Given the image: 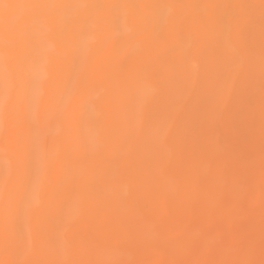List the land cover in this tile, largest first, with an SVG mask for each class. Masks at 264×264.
I'll return each mask as SVG.
<instances>
[{
    "label": "snow or ice",
    "instance_id": "obj_1",
    "mask_svg": "<svg viewBox=\"0 0 264 264\" xmlns=\"http://www.w3.org/2000/svg\"><path fill=\"white\" fill-rule=\"evenodd\" d=\"M163 9L174 14L161 16ZM257 19L261 42L260 171L264 179V0H0V152L6 162L0 173V264H264V227L258 247L254 238L243 246H234L207 232L195 237L181 233L145 238L143 229H139L142 247L171 257L154 261L126 258L118 242L95 254L86 250L79 240L83 229L109 231L120 220L109 215L93 216L94 180L84 171L64 164L53 180L51 173L58 156L50 147L48 135L53 121H67V108L78 95V86L86 85L79 72L70 76L67 71V53L74 37L85 31L93 33L83 44L82 54L77 48L73 55V63L83 69L113 43L126 57L133 55L141 43L157 39L161 29L165 35L169 29L177 30L178 39L179 33L190 26L211 30L220 53L218 73L202 106L203 116L220 119L226 113L235 114L251 126L256 116L253 50H234L232 55L224 50L231 47L233 37H238L242 29L254 33ZM130 22L136 23L135 30L127 28ZM177 47L178 43L163 53L164 62L173 66L165 77L172 82L170 88L161 89V74H151L139 82L134 79L123 100V116L132 122L138 136L157 149H169L173 155L188 136L187 117L196 83L193 80L186 86L183 67L198 50L193 47L178 52ZM160 101V110L151 111ZM83 107L85 116L91 114L92 98ZM96 127L102 130V118ZM97 140L103 142L100 137ZM217 159L216 151L208 152L209 164ZM157 163L173 177L177 194L198 186L190 170H175L171 161ZM253 164L250 161L249 167ZM238 184V176L232 175L212 193L185 200L184 211L206 214L212 211L210 199L230 198ZM117 202L114 193L112 204ZM179 204L178 198L169 199V211ZM45 221L53 225L51 231L44 228ZM178 251L216 252L223 258H175Z\"/></svg>",
    "mask_w": 264,
    "mask_h": 264
},
{
    "label": "bare ground",
    "instance_id": "obj_2",
    "mask_svg": "<svg viewBox=\"0 0 264 264\" xmlns=\"http://www.w3.org/2000/svg\"><path fill=\"white\" fill-rule=\"evenodd\" d=\"M160 2H163V0H160ZM214 2H220V3H229V2H231V3H246V2H249V0H214ZM173 14H174L173 11L170 10V9L161 10V16H170V15H173ZM127 28L135 30L136 29V23L135 22H130L127 25ZM122 31H123V29H122ZM245 34H249L250 35V37L252 39V42H251L252 46H254V44L257 43V41H258L257 47H259V48H258V50H257V47H256V49H254V50H256V52L258 54L257 53L255 54L253 52V54H254L253 73H256V75H254V74L253 75H254L255 83L258 81L256 83V87L257 86L259 87L258 83H259V78H260V74H259L260 70H259V67L257 68V65H256V64L259 65L258 62L260 61V51H261L259 19H257V23H256V27H255L254 33H250L246 28L242 29L241 33L239 34L238 37H233V41H232L231 47L226 48L224 51H225L226 54L232 55L234 50H241L240 47H241V45H243V48L244 49L246 48L247 52H248L249 51V49H248L249 47H246V45H247L246 42L243 41V39L241 38V36L242 35L244 36ZM92 35H93L92 32L85 31V32L81 33L80 35L74 37L73 40H72V47L69 49V51L67 53V71H68L69 75L72 76L75 73L79 72L81 74V76L86 79V85L83 86V87L78 86V95L73 98V101L68 105V108H67V121L66 122L65 121H53L51 123V125H50L49 130H48V135L50 137V147L52 148L53 151H55L57 153V156H58V164H57L56 168L52 171L51 175H52L53 180H56L59 177L60 169H61V167L64 164H70L73 167L74 170H82V171H84L90 178H92L94 180L93 191L95 193V200L92 203V207H91V211H92L93 216H95L96 214H100V215H109V216L118 217L119 220H120V223L115 224L112 227L111 230L104 231V232H90L87 228H85V229L82 230V232L80 234V237H79V240L83 243L85 249L88 250V251H91V252H93V249L99 248L97 246H96L97 247L96 248L95 244L98 245V246H101L100 248L104 249V248H108L109 245H112L113 243L118 242L120 244L121 248L123 249V251H127L128 252L129 250H131V254H133V255H130V256H134L137 253V255L140 256V258H145V260L146 259L147 260H150V259L153 260V258L155 257L154 255L157 256L158 254H156V253L154 254V252H152L151 250H147L146 248L142 247L141 242L139 241L140 239L138 238V235H137V232H138L139 229H143V236L145 238H154L153 236H155V237H158V236L159 237H163L164 235H167L170 232L171 229L173 231V234H176V233L179 234L182 231H183V234H184V232L187 229H188V231L192 230L190 233H192L193 230H194L195 233H197L199 231V227L202 226V229H200L201 232H207L209 235L214 237L215 232L213 231L212 226L214 227L216 224H212L211 227L208 226V227L211 228V230L208 229L207 225H205V227L203 226V223L204 224H210V225H211V223H214L215 220L213 219V217L211 215L212 211H210V212H208L206 214H198L199 215V217L197 216L198 219L199 218H204L205 221L202 223V225H200V223L199 224H197V223L200 222L199 220H201V219H199V220L196 219L197 221L193 220L194 223H191L192 226H190V227H192V229H190V227L188 225L190 223L189 222L190 220L188 221L189 218L185 217V215L187 213H189V212L185 213L184 208H183V202L185 200H187V199H190L191 197L193 198V197H195L197 195H200L201 194V189H204L202 183H200V185L198 183V185H199L198 188H197V186H195L198 189V191L196 190V192L194 190L195 189L194 187L190 189L191 192L189 191V189L187 191L185 190L186 196H184L185 195L184 192H182L180 194H177L175 192V184H174V186L172 188H170V191H169V188L166 187L167 188L166 189L165 186H164L163 190L158 189V190L154 191L153 190V186L154 187L161 186V184H163L164 182H165L164 185H166L168 182H170L172 180V177H166V179H164L163 178V177H165L164 175L162 176V179H161V175L159 176L158 174H160V172L162 174V171L164 172L163 174H165V171L161 169V167L158 165L157 161H162V162H165V163L171 161L173 164H175L172 161V160H174V156L172 155V153H170L169 149H167V148L156 149L155 146L153 145L154 146L153 148H155V151H156V152L155 151L153 152V154H154L153 157H155V156L156 157H155L154 162L152 164L153 159H152V157L149 156V154L152 155L151 151H153V150H152V146H150L152 144L149 143L150 145L148 146V149H149L148 150L147 149V144H148L149 141L140 138L138 136V134L136 133V130H135L134 125L132 124V122L131 121H127L124 118V116H123V100L125 98V95L129 91L134 79L137 82H139L142 79L147 78V76H149L151 74L160 73L161 74V79L158 81L159 87L161 89H165L166 90V89H168V88H170L172 86V82L169 79H166L165 77L173 70V66L170 63H165L164 62L166 60V58L163 57V53L166 52L169 48H172L173 46H177V43H178V47H177V51L178 52L182 51V50L189 49V48H193L194 46L198 49L195 52V54L191 57V58L196 57V59H197V63L198 64L196 66V69L193 70V71L191 69H187V68L190 67V65H188V63L186 65V67H185V65L183 67V71H184V73L186 75V81H185L186 86H191L192 85V81L195 80L197 82L195 83L194 89H196L195 87L199 84V82H198L199 79L202 77V75H204L203 74V70H205V68H211V69H208V70H209V72H211L209 74H212V75H210V77H208V79H204V80H206V82L204 80L203 81L205 83H207L208 85H211V81L215 80L216 74L218 73V70H219V69H217V68H219L218 67L219 65H217V64H219V56H220L219 50L217 49V47L213 43L211 30L205 32V31H202L198 26L185 27L183 29V31L179 33V36H178V39H177V30L169 29L168 32H167V35H165L164 31L161 29L160 36L157 39H155L153 41H150L147 44L141 43L140 47L136 50V52L133 55L126 56V57L125 56H121L119 54V52H118V44L113 43L111 46H109V48L97 53L95 58L93 59V61L90 64H88L86 67L81 69L79 64H74L73 63V55L75 54V49H77V48H79L81 50V54H82V52H83V47H82L83 44L85 42L90 41ZM140 39L143 41V37H140ZM254 40H255V42H254ZM249 41H251V40H249ZM242 43H244V44H242ZM205 47H206V49H205ZM202 48H203V50L201 52ZM252 48H255V47H252ZM252 48H250V49H252ZM205 50H207V52H206L207 54L209 53L208 55H210V58H208V56L207 57L204 56V51ZM215 51H216V53H214ZM211 55H213V56H211ZM158 57H160V59H158ZM211 57H213V58H211ZM191 61L189 62L190 64L192 63ZM255 62H256V64H255ZM192 64H194V62ZM102 68L106 69V71H102L101 70ZM255 68H256L257 71L258 70L259 71L257 72L255 70ZM205 75H206V73H205ZM211 77H213V79ZM207 80H208L209 83L207 82ZM73 82H75V81H73ZM203 86H204V83H203ZM257 88H256V90H257ZM204 90H205L204 91L205 93L203 91H202L203 93L200 91L202 94L199 93L200 96H199V98L197 100H200L203 97L204 98L207 97L208 91H209V87L205 88ZM257 91H258V93H256V96L258 94L257 97H259V88H258ZM256 96H255V103H257L256 105H258V102H257L258 100L256 101V98H257ZM89 98H92L94 111L91 114H89L88 116H85L83 105H84V102L86 100H88ZM193 104H195V103H193ZM258 106H257V108H258ZM60 107L62 108L63 105H61ZM161 107H162V101L157 102L156 104H154L152 106L151 111L157 112V111L160 110ZM194 109H192V110L194 111ZM194 114H196V112L193 113V115ZM256 114L259 115V112H257ZM193 115H192L193 119H191L192 121L195 120ZM230 115L232 116L233 114H230ZM257 115L255 116V120L258 117ZM224 116H226V114ZM227 116H228V114H227ZM201 117H203V114L200 112V116L198 117V120ZM234 117H235V115H234ZM259 117H258V120L254 121V123L251 125L252 127L248 125L251 129H249L248 126L245 127L246 125H243L242 123H241L242 126L245 127V128H243L244 131L243 130L241 131V130L237 129L238 133L240 131H241V133L243 132L242 133V137H243V134H245L244 132H246V128H247V131L249 132V134L251 136V139H249L250 136L248 134V136H247L248 139L247 140H250L251 143H252V141L255 138V137L252 138V134H255V133L257 134V132H256L257 129L254 132H252V131L255 129V126L256 127L258 126L257 124H260ZM101 118L103 119V128H102V130H100V129H98L96 127L97 121L100 120ZM204 118H202V120L200 119L199 121L195 120L197 122V126H198V124L200 122L204 125V123H205L204 121H206V122L208 121V119H206V118L204 119ZM222 118L227 119V122H228V118H226V117H222ZM239 120L240 119H238V122H239ZM219 123H218V125L220 126L221 130H223L225 132V129H226V131H228V128L230 126L228 127L227 124L225 125L226 120L224 121V123H223V121L222 122L219 121ZM221 123H223L224 125L221 124ZM232 123H233V121H232ZM203 125L200 126L202 130H200V128H198V130L200 131V132L198 131L199 134L205 132V131H203V128L205 127V125L204 126ZM206 126L209 127V129L206 127V130H207L206 133L207 132L209 133V136H208V133L206 134V138H205L206 142L204 141V138L199 140V137L200 136H204L205 133L202 134V135L194 133L195 135H198L197 136L198 138L195 136L196 139L198 140L197 141V145L201 142L200 143V147L202 146L204 148L196 147V148H198L197 150H200L201 152L198 151L199 152L198 153V152L195 151L196 155H195V153H193L194 156H195V159H193V160L191 159L193 161V164L189 160L190 158L188 157V156H190V154L188 155V153H187L189 147L188 148L185 147L187 149H184V150H187L186 151L187 156L183 154L184 150L181 151V156L180 157H181V159L183 157L182 160L179 157H177V156H179V154H178V151H180L179 149H178V151H176L177 153L175 154V157H176L175 160L179 159L181 161V162H179L180 164L178 163V166L181 165L180 167H182L181 168L182 171L179 168V170L181 172H184V171L188 170V168L186 169V167H189L190 165L191 166L194 165V169L195 170L197 169V170L195 171L193 169V171L196 174L195 173H192V174H193V176L196 179H198L199 175H201V173L203 172L202 167H203L204 164H202V162L205 161L206 154L208 155L209 150H211V151L214 150L213 149L214 147H218L219 148L220 144L223 145V147H225L224 144H222V142L226 143V141L225 142L224 141L221 142V141H218L219 139L216 140V138L221 135V134H219L218 128H217V134H219V135H217L214 138V140H215L214 141L213 137L210 135L211 131H213V130H211L213 126H211L210 124H207ZM187 127H188V133L193 131V129H194V127L191 126V128H193V129H191L189 131L188 124H187ZM250 130H252V131H250ZM229 131H230V133L233 131L231 129V127H230ZM234 131H233V133L236 132V131L235 132ZM198 132L196 131V133H198ZM251 132H252V134H251ZM194 134H193V136H194ZM240 135L238 136L239 139H236V141H239L240 139H241V141H244V140H242V137H240ZM188 136H187L186 140L187 139L189 140ZM255 136H257V135H255ZM97 137H100L103 142L102 143L98 142ZM195 137L194 138L191 137V138L195 139ZM221 137H223V136H221ZM207 138H208L209 141H207ZM245 138L246 137H244V139ZM210 139H212V140H210ZM186 140H185L183 145L190 146L189 144H187ZM210 141L213 144H211ZM213 141L215 143H217V145L220 142L221 143L217 146ZM216 141H218V142H216ZM255 141H257V140H255ZM255 141H253V142H255ZM0 142H2V141H0ZM193 143H191V144H193ZM209 143L211 144V146L209 145ZM233 143H235V142H233ZM236 143L238 144V142H236ZM251 143H250V145H247V146L250 147ZM203 144H205L206 146L203 145ZM237 144H235V145H233L231 147L229 146L228 152L226 150L227 148L225 149L226 152L230 155V156L228 155L229 157L226 154H224V153H223V156L225 155L224 158L218 155L219 156L218 159L222 158V160L225 159L226 156H227L228 159L230 158L229 159L230 161L228 160L229 164L230 165L233 164L231 166L232 170H231L230 166L228 167V169H226V174H227L229 179H230V176H232V175H230L229 172L232 171V173L233 172L238 173V171H236L237 170L236 168H238V167H236V165H237L236 163L238 161H239V163H238L239 166H241L243 163H244V165L248 166L249 162H250L249 159H251V162H252L253 160H255V158L258 159L261 156V152H260L261 149H260V151L257 152L256 149H255L257 147H255L254 148L255 152L252 151L254 154L252 152H250V155L252 153V155L254 157V159H253L252 155H251V157L249 156V151H251L250 150L251 148L245 147L246 145L244 144L245 146H243V144H241V143L240 144L243 146L244 149L241 148V150L238 152V148H240L241 146L238 147ZM247 144H248V141H247ZM194 145H196V143ZM252 145H254V143ZM258 145H259V143H258ZM149 147H151V148H149ZM192 147H195V146H192ZM233 147L234 148L238 147V148L236 150V148L234 149ZM220 148H219V150H221ZM247 148H248V153H246L247 155L246 154L245 155L250 157V158L248 159L247 157H244L242 159L241 155L245 156V155L242 154V153H245V152H242V150L243 151L245 150L247 152ZM252 148H253V146H252ZM180 149H182V148L180 147ZM229 149L231 151L232 150H236V152L240 153L239 154L240 155L239 159L236 160V158H238V157H236L234 155H237V153L234 152V154H233V151L230 152ZM147 150L150 152V153L148 152L149 154H147ZM192 151H194V150L192 149ZM231 154H233V156ZM254 155H256V157ZM184 156L186 157V159L188 157V161L191 163L189 166L188 165L185 166L186 164H189V162H187V161H185V163H182V162H184L183 161L184 160ZM231 156H232V159H231ZM234 157H236V158L234 159ZM200 158L201 159L204 158V159L201 160ZM218 159L216 160V164H215V162H214V164H212L213 168H214V166H216L215 167L216 169L215 168L214 169L217 170V173L213 177H212V175H209V176H211L210 177L211 180H214L212 182L215 183V181H216L215 185H218V187H219V186H221V184L224 182V179H226V178H225V176L223 174L222 175H223L224 178L223 177L221 178V176L219 175L220 176L219 180H221V183H220L219 181L216 180V179H218V178H216V175L218 176V174L221 173L220 169H218V168H221L223 166L222 162L224 163L226 159L224 161H222V160L218 161ZM244 159H246V160H244ZM257 159L255 161H257ZM194 160L195 161L198 160V162H195ZM199 161H200V163H199ZM242 161H243V163L240 164V162H242ZM245 161H247V163ZM219 162H221V163H219ZM258 162L260 163V160ZM258 162H255L257 166L259 164ZM194 163H197L196 166L198 168L195 167ZM234 163H235V165H234ZM145 164H148V165L146 166ZM220 164L222 166H220ZM226 165H227V163H226ZM140 166H142V169H145V170H141L139 168ZM143 166H144V168H143ZM155 166H156V169H158L156 171H155ZM233 166H235L234 168L236 170L233 169ZM247 166H246L245 169L247 170V172H248L247 174H249V176L246 175L247 176V185H245V189L246 188H250L249 187L250 185H248V184H251V183H252L251 184L252 188H253V183H254V186H255L256 182L259 180V179H257L258 178V176H257L258 173L257 172L260 171L259 166L258 167L252 166L253 168L248 166L250 169ZM5 167H6L5 158L3 156V153L0 152V173L3 172ZM206 167H207V164H206ZM192 168H190V169H192ZM213 168H211V169H213ZM174 169L176 170V167ZM214 169H213V171L212 170L211 171L214 172L215 171ZM229 169H230V171H229ZM242 169H244V167ZM252 169L253 170H255V169L259 170V171L256 170L253 173V174H255L254 176L256 178L255 177H251V175H253L252 173H250V171ZM137 170H139V173H138ZM227 170L229 172H227ZM141 171H143V172L141 173ZM190 171H192V170H190ZM218 171H219V173H218ZM122 172L124 173L123 175H121ZM205 172L206 171H204V173ZM208 173H210V172H208ZM211 174H213V173H211ZM259 174H260V177H261V171L259 172ZM139 175H140V178H141L142 181L139 180L138 183L133 184V182L131 183L130 181L129 182H126V181L124 182L125 176H126L127 179L128 178L131 179V176H132V179L135 182ZM206 175H207V173H206ZM141 176H143V177H141ZM157 176H159L160 178L158 179ZM168 176H170V175H168ZM109 177H115V180H110V179H108ZM214 178H216V179H214ZM249 179H250L251 183H249ZM256 179H257V181H255ZM152 180H154V181H152ZM211 180L208 179V181H210V183L207 186L208 187L212 186L213 187V188L211 187L212 190L209 191L210 187L209 188L207 187V189H206V191L208 190L207 193L209 192V194L214 191L213 189H215L213 183L211 182ZM259 181H261V180H259ZM259 181H258V183H260ZM199 182H203V181H199ZM210 184H212V185H210ZM201 185H202V187H201ZM257 185H259V184H256V186ZM240 187H241V185H240ZM199 188H200V190H199ZM251 189H249V191H256V190L259 191L258 188L254 189V190L253 189L251 190ZM192 190H194V192H192ZM247 190L248 189H246L244 191H247ZM234 192L235 191H233V194H234ZM114 193L118 197V202L116 204H112L113 194ZM182 194H184V195H182ZM233 194H232L231 197H233V199H234V195ZM158 196L161 197L160 200H159ZM163 196H165V197H163ZM172 196H173V198H178L180 200V204H181L182 208L179 205L178 206L179 208H177V210L175 209L173 211H169L168 201H169V199H172L171 198ZM183 196H184V199H183ZM162 197L164 199L163 200L164 203L161 201ZM258 198L257 197L253 198V205L255 204V201H256L254 199H258ZM20 199H21V195L18 194V200H20ZM225 199L226 198H224L223 200H225ZM210 200L214 203V205L217 204V202H219L218 200L216 202V200H214V199H210ZM223 200H221V201L225 202ZM226 200H227V203H228L229 202L228 201L229 198H227ZM234 201L235 200H233V201L231 200V203H230L232 208H230V205L227 206L226 203H225L226 204L225 206L229 207L232 210L233 207H234L233 205L235 204ZM161 202H162V204H160ZM220 202H219V205L221 204ZM210 204L211 203H209V206L211 207L213 204H211V205ZM163 207H164V209H162ZM213 207H215V206H213ZM225 208L226 207H224L223 209H225ZM227 209L228 208H226V210ZM162 210L164 212H166L167 214L164 213ZM180 210L182 211V213H181ZM251 210H252V208H251ZM174 211L175 212L177 211L176 214L174 213L177 216L172 215V213ZM233 211H235V212H237V214H239L240 213L239 212L240 211V207L236 206L235 209H233ZM179 212L182 214L183 217L181 216V214ZM183 212H184V214H183ZM250 212L251 211H249V213ZM228 213L229 214L224 213V214H226L224 219H226L227 215H228L227 216L228 220H229V218L233 217V216L230 215V212H228ZM165 214H166V216H165ZM240 214H239V216H240ZM189 216H192V214L189 215ZM201 216H203V217H201ZM192 219H194V218H192ZM221 219H223V218H221ZM186 220H187V223H186ZM254 220H255V218H254ZM202 221H203V219H202ZM230 221H231L232 226L234 225V223H237V221L236 222H232L233 221L232 218L230 219ZM230 221H226V222H230ZM258 221H260V220H258ZM246 223H248V222L246 221ZM261 223H262V221H261ZM218 224H219V226H221V225H224L225 223L219 222ZM231 224H229V225H231ZM187 225H188V228H187ZM226 225L229 226L228 223ZM242 225L240 224L241 227H239L240 228L239 230L241 232H243V230H245L247 228L248 224H246L247 225L246 226L245 223H244V227L245 226L246 227L245 228L243 227V229H241ZM227 226H224L223 231L225 230V228H227ZM251 226L252 225L250 224V228H249L251 230L250 232H254V231H252V229L255 230L257 227L259 228V226H256V227L252 226L253 228ZM260 227H262V226H260ZM44 228L46 230H48V231H51V229L53 228V225L48 223L47 221H45ZM154 228L156 230H154ZM182 228L185 229V230H182ZM217 228L221 229L219 227H217ZM222 228H223V226H222ZM258 228H257V231H258ZM227 229L225 230V232H221V235H222V233L224 235L229 233V232H227ZM230 229H232L231 226H230ZM247 230H248V228L246 229V231ZM167 231H169V232H167ZM172 231L170 232L171 234H172ZM188 231L185 232L186 234L188 233L187 236H189V234H190ZM209 231H211V232H209ZM230 231H232V230H230ZM155 232L156 233L159 232V233L156 234ZM164 232H167V233L164 234ZM250 232H248V233L246 232V233L249 234ZM153 233H155L158 236L153 235ZM198 233L200 234V232H198ZM160 234H162V236ZM230 234H232V233H230ZM224 235H222L223 238H225ZM228 235H226L228 238L226 237L227 239L226 238L225 239L227 240L226 242H228V245L229 244L231 245V242H233V240H232L233 237L235 238L236 236H233V234H232L233 237L230 238V236H228ZM241 237L245 238L243 235ZM241 237H240V239H241ZM215 238L217 239L218 237H215ZM221 239H222V237H221ZM236 239L238 240V238H235V240ZM255 239H256V241L260 240V238H255ZM235 240H234V243L237 241V240L236 241ZM106 241H109V242H108V244L104 245V243ZM223 241L225 242V240H223ZM248 241L249 240H247V241L244 240V243L242 242L243 245L247 244ZM237 243H238V241H237ZM234 246H236V243L234 244ZM237 246H238V244H237ZM88 247H89V249H88ZM180 252H181V254L178 252V253H176V255L179 254L181 256L180 258H182V259H183V257H185V256L182 255V253L183 254L189 253V254H186V259L187 260H193L194 259L193 257H197V256H200V255L201 256L203 255V256L202 257L200 256L201 258L197 257L195 259L196 260L197 259H207V260H209V258L211 257V260H213V259L223 258L220 254H218L216 252H212L211 256H210L209 253H203V254H200V255H196V253H200V252H186V251L185 252L184 251H180ZM128 253H130V252H128ZM206 254H208L209 256L206 255ZM143 255H145V256H143ZM148 255H150V256H148ZM204 256H205V258H204ZM168 258H171V257L169 256ZM176 258H178V257H176Z\"/></svg>",
    "mask_w": 264,
    "mask_h": 264
},
{
    "label": "rangeland",
    "instance_id": "obj_3",
    "mask_svg": "<svg viewBox=\"0 0 264 264\" xmlns=\"http://www.w3.org/2000/svg\"><path fill=\"white\" fill-rule=\"evenodd\" d=\"M244 36H245V37H244ZM244 36L242 35L241 38L243 39V41L246 42V44H247V45L245 44L246 47H249L248 49H250V48H252V47H255V48H252V50H253V52L256 54L257 52H256V50H254V49H256L258 41H257V43L254 44V46H252V45H251L252 39H251L250 35H249V34H245ZM243 37H244V38H243ZM241 38H240V39H241ZM240 39H239V40H240ZM249 40H251V41H249ZM241 42H242V41H241ZM254 42H255V40H254ZM242 44H244V43H242ZM250 45H251V46H250ZM255 45H256V46H255ZM258 46H259V45H258ZM194 47H195V46H194ZM258 48H259V47H257V50H258ZM205 49H206V47H205ZM240 49L245 50V51L247 52V49H246V48L244 49V48H243V45H241ZM202 50H203V48L201 49V52H202ZM206 52H207V50L204 51V56H206V57L208 56V58H210V55H208L209 53L207 54ZM260 52H261V51H260ZM210 53H211V52H210ZM214 53H216V51H215ZM257 54H258V53H257ZM211 56H213V55H211ZM257 56H258V55H257ZM211 58H213V57H211ZM195 59H196V57L191 58L192 61H191V60H190V61H191L192 63L194 62L195 65L192 64V63H191V64L188 63V65H190V67L187 68V69H191L192 71L196 69V66H197L198 63H197V59H196V60H195ZM258 59H259V58H258ZM257 62H258V61H257ZM258 63H259V62H258ZM255 64H256V62H255ZM186 65H187V64H186ZM186 65H185V67H186ZM217 65H219V64H217ZM256 65H257V68H258L259 65H258V64H256ZM207 67H208V66H207ZM218 67H219V66H218ZM206 69H207V70H206ZM208 69H211V68H205V70H206L207 72H206L205 70H203V74H204V75H202V77L199 79V81H198L199 84L195 87L196 89L193 90V92H192V97H191V100H190V112H189L188 117H187V124H188V126H189V131H190L191 129H193V128H191V126L194 127L193 131H191V132L188 133V135H189V136H188V137H189V140H188V139L186 140V141H187V144H189L190 146L182 145V146H181L182 149L179 148L180 151L176 150V151H178V154H179V156H177V157H179V158L181 159V157H180V156H181V151H183L184 149H187L188 147H189V148L191 147L190 149L188 148V151H189V152H188L187 150H184V151H183V154L187 156L186 151H187L188 155L190 154V156H188V157L190 158L189 160L192 162V164H193V161H192V160L195 159V156H194L193 153H195V155H196V152L200 151V150H197L198 148H196V147H200V143H201V142L199 141L200 143L197 145V141H198V140L196 139V137H197L198 135H195V134H199L200 131L198 130V128H200V130H202L200 126L203 125V124L200 122L201 124L199 123L198 126H197V122H196V121H199L200 119L202 120V118H204V116H203V117H201V118L198 120V117L200 116V112L202 113V106H203V104L206 102L207 97H205V98L203 97V98H201L200 100H197V99H198L199 96H200L199 93H201L202 91L204 92V91H205V90H204L205 88L210 87V85H208L207 83H205L206 80H204V79H208V77H210V75H212V74H209V73H211V72H209ZM217 69H219V68H217ZM255 70H256V68H255ZM256 71H257V70H256ZM258 71H259V70H258ZM258 71H257V72H258ZM204 72L206 73V75H205ZM216 72H217V71H216ZM253 74L256 75V73H253ZM259 74H260V71H259ZM216 75H217V74H216ZM213 76H214V75H213ZM204 77H205V78H204ZM214 77H215V76H214ZM258 77H259V76H258ZM258 77H257V78H258ZM211 78L213 79V77H211ZM209 79H210V78H209ZM243 79H244V78L242 77V80H243ZM203 80H204L205 82H204ZM210 81H211V80H210ZM196 82H197V81H196ZM207 82H208V80H207ZM212 82H213V80L211 81V83H212ZM257 82H258V81H257ZM257 82H256V83H257ZM203 83H204V86H203ZM208 83H209V82H208ZM258 84H259V83H258ZM237 86L240 87L241 85L238 84ZM257 87H258V86H257ZM257 87H256V88H257ZM203 88H204V89H203ZM258 88H259V87H258ZM258 88H257V90H258ZM202 89H203V90H202ZM207 90H208V89H207ZM257 90H256V93H258ZM200 91H201V92H200ZM203 92H202V93H203ZM202 93H201V94H202ZM204 93H205V92H204ZM196 94H197V95H196ZM203 95H204V94H203ZM257 96H258V94H257ZM257 96H256V97H257ZM258 98H259V97L256 98V101L258 100L257 102H258V105H259V99H258ZM193 103H195V104H193ZM256 104H257V103H256ZM258 105H256V113L259 112V111H258V110H259V106H258ZM257 106H258V108H257ZM195 107H196V108H195ZM194 108H195V109H194ZM192 109H194V111H193ZM196 110H197V111H196ZM195 112H196V114L193 115V113H195ZM227 114H228V116H227ZM192 115L194 116V118H195V120H196V121L194 120L195 122L191 120V119H193V118H192ZM198 115H199V116H198ZM229 115H230L229 113H226V116H223V117L228 118V122H227V119H225V118L211 119V120L208 119L207 122L204 121V122H205L204 125L207 123V124H210L211 126L214 127V128L212 127V129L210 128L211 130H213V131H211V134H210V135L213 137V140H214V138H215L217 135L221 134L219 137L216 138V140L219 139L218 141H221V142H222V141H224V142L226 141V143H223V142H222V144H224L225 147H223V145L220 144L221 142L219 143V144H220L219 148L222 146L224 149L221 147V148H220L221 150H219L218 147H214V148H213L214 150H212V151H216V152L218 153V155L221 156V157H223V158H224V156H225V155L223 156V153L226 154V155L228 156L229 154H228L227 152H228V148H229V146L231 147V146L237 144L236 142H238V144H237L238 147L241 146L240 148L237 147V148H238V152L241 150V148H243V146L246 145L245 147H248L247 145H250V143H251L250 140H247V139H248L247 136H248V134H249V132L247 131V128H246V132H244L245 134H243V137H242V133H243V132L241 133L242 130L244 131L243 128L247 127L248 125H247V124H244L241 120H239V122H238V119H240V118H239L238 116H236L235 114H233L232 116L230 115L231 117H230ZM234 115H235V117H234ZM256 115H257V114H256ZM190 116H191V117H190ZM197 116H198V117H197ZM257 116L259 117L260 115H257ZM258 117H257V119H256L255 121L258 120ZM188 119H189V120H188ZM204 119H205V118H204ZM235 119H236V120H235ZM259 119H260V117H259ZM225 120H226L225 125L227 124L228 127L230 126L231 129H232L233 131H234V130H235L236 132H237L238 130H241V131H240L239 133H238V132L236 133L235 131H234L235 133H233V131L230 133V131H229L230 127H229V128L227 127V128H228V131H226V129H225V132H224L223 130H221V129H220V126L218 125V123H219V121H220V122L223 121V123H224ZM231 120L233 121V123H232ZM189 121H190V122H189ZM212 121H213V122H212ZM229 121H230V122H229ZM234 121H235V122H234ZM193 122H194V123H193ZM217 122H218V123H217ZM215 123H216V124H215ZM223 123H221V124H223ZM241 123H242L243 125H246V126H245V127L242 126ZM258 123H259V122H258ZM192 124H193V125H192ZM207 124H206V125H207ZM219 124H220V123H219ZM238 124H239V125H238ZM204 125H203V126H204ZM206 125H205V127L203 128V131H205V132L202 131L203 133H200L201 135L204 134V133H205V134H204V136H200V137H199V140L204 138V141H205L206 134L208 133V132L206 133V131H207V130H206V127H207ZM223 125H224V124H223ZM257 125H258V126H257V127L255 126V129H254V130L252 129L253 131L250 130V131L254 132V131L257 129V131H256L257 134H256V133H255V134H252V132H251V134H252V138L255 137L253 141H255V140H257V141H255L256 143L252 141L251 146L248 147V148H251V149H250L251 151H249V156H250V157H251L252 153L255 152V149H256L257 152L260 151V149H261V137H260V136H261V133H260V132H261V131H260V127H261V126H260V124H257ZM239 126H240V127H239ZM241 126H242V127H241ZM253 126H254V125H253ZM259 126H260V127H259ZM196 127H197V128H196ZM215 127H216V128H215ZM248 127H249V126H248ZM251 127H252V126H251ZM195 128H196V129H195ZM207 128L209 129V127H207ZM217 128H218V130H219V134H217ZM222 128H223V127H222ZM233 128H234V129H233ZM241 128H242V129H241ZM204 129H205V130H204ZM223 129H224V128H223ZM237 129H238V130H237ZM249 129H251V128L249 127ZM196 131H197V132L199 131V132L196 133ZM209 131H210V130H209ZM228 132H229V133H228ZM194 133H195V134H194ZM225 133H226V134H225ZM190 134H191V135H190ZM193 134H194V136H193ZM200 134H199V135H200ZM240 134H241V135H240ZM258 134H259V135H258ZM228 135H229V136H228ZM239 135H240V137H242V140H244V141H241V139H240L239 141H236V139H239V137H238ZM255 135H257V136H255ZM195 136H196V137H195ZM208 136H209V133H208ZM221 136H223V137H221ZM230 136H231V137H230ZM249 136H250V134H249ZM191 137H193V138L195 137V139H192ZM212 137H211V138H212ZM220 137H221V138H220ZM233 137H234V138H233ZM237 137H238V138H237ZM244 137H246V138L244 139ZM197 138H198V137H197ZM208 138H209V137H208ZM208 138H207V141H209ZM232 139H233V140H232ZM249 139H251V136L249 137ZM190 140H191V141H190ZM210 140H212V139H210ZM228 140H229V141H228ZM245 140H246V141H245ZM204 141H203V142H204ZM214 141H215V140H214ZM214 141H213V142H214ZM218 141H216V142H218ZM247 141H248V144H247ZM188 142H189V143H188ZM190 142H191V143L194 142V143L191 144ZM205 142H206V141H205ZM205 142H204V143H205ZM210 142H211V141H210ZM233 142H235V143H233ZM149 143H151V142H148V144H147V149H148V146L150 145ZM195 143H196V145H194ZM207 143H208V142H207ZM214 143H215V142H214ZM232 143H233V144H232ZM240 143L243 144V146H242ZM253 143H254V145H252ZM258 143H259V145H258ZM151 144H152V143H151ZM211 144H213V143L211 142ZM211 144L209 143L210 146H211ZM215 144L217 145V143H215ZM219 144H218V145H219ZM226 144H227V145H226ZM244 144H245V145H244ZM201 145H202V144H201ZM203 145H205V144H203ZM207 145H208V144H207ZM218 145H217V146H218ZM150 146H152V150H153V151H151V152H152V155L149 154V153H150V152L148 151L149 149L147 150V154H149V156L152 157V159H153L152 164H153L154 159H155V157H156V156L153 157V156H154L153 152L155 151V148H156V147L153 148V147H154L153 144L150 145ZM192 146H195V147H192ZM205 146H206V145H205ZM213 146H214V145H213ZM227 146H228V147H227ZM252 146H253V148H252ZM185 147H187V148H185ZM201 147H202V146H201ZM201 147H200V148H201ZM255 147H257V148H255ZM149 148H151V147H149ZM202 148H204V147H202ZM206 148H207V147H206ZM209 148H210V147H209ZM226 148H227V149H226ZM233 148H234V147H233ZM235 148H236V147H235ZM235 148H234V149H235ZM237 148H236V150H237ZM248 148H247V152H246L245 150H244V151L242 150V152H245V153H242L243 155H245L246 153H248ZM254 148H255V149H254ZM156 149H157V148H156ZM192 149H193L194 151H192ZM225 149L227 150V152H226ZM231 149H232V148H231ZM243 149H244V148H243ZM245 149H246V148H245ZM252 149H253V150H252ZM208 150H209V149H208ZM236 150H232V151H233V154H234V152L237 153V155H234V156L238 157V158L234 157V159L236 158V160H237V159H239V157H240V155H239L240 153L236 152ZM195 151H196V152H195ZM210 151H211V150H209V152H210ZM222 151H223V152H222ZM229 151L232 152L230 149H229ZM252 151H253V152H252ZM148 152H149V153H148ZM155 152H156V151H155ZM179 152H180V153H179ZM184 152H185V153H184ZM191 152H192V153H191ZM200 152H201V151H200ZM207 152H208V151H207ZM221 152H222V153H221ZM230 152H229V153H230ZM250 152H252L251 155H250ZM260 152H261V151H260ZM260 152H259V153H260ZM157 153H158V152H157ZM170 153H171V152H170ZM176 153H177V152H175V154H176ZM198 153H199V152H198ZM198 153H197V154H198ZM204 153H205V152H204ZM204 153H203V154H204ZM220 153H221V154H220ZM175 154H174V155L172 154V155L174 156V160H175V158H176V157H175ZM178 154H177V155H178ZM192 154H193V155H192ZM203 154H202V155H203ZM205 154H206V153H205ZM233 154H231V155L233 156ZM253 154H254V153H253ZM257 154H258V153H257ZM257 154H256V155H257ZM198 155H199V154H198ZM198 155H197V156H198ZM246 155H247V154H246ZM246 155H245V156H242V155H241V158L243 159L244 157H247V158L249 159L250 157H248V156H246ZM256 155H254V156L256 157ZM200 156H201V155H200ZM207 156H208V155L206 154L205 161H203L204 163L202 162V164H204L203 167H202L203 172L201 173V175H199V177H198V179H197L198 181H203V182H199V185H200V183H202V185H203V187H204V189H201V194H200V195L209 194V192L207 193L208 190L206 191V189H207V187H208L207 185H209V183H210V181H208V179L211 180V178H210L211 176H209V175H212V177H213V176L217 173V170H215V169H216V168H215L216 166H214V168H215V169H214V168H213V165H212V164H214V163L209 164V162H208V157H207ZM219 156H218V158H219ZM227 156H226V158H225L226 160H225V159L222 160V158H221V159H218V161H219V160H222V161L225 160L224 163L222 162L223 166L220 164V166H222L223 168H222V167H221V168H218V167H217V168L220 169V171H221V173H219V171H218V173H219L218 176L216 175V178H218V179L214 178V179H216L217 181H219L220 183H221V180H219V179H220V176H221V178L223 177V175L225 176L226 179H224V181H226V180L229 179L228 176H227V174H226V169H228L229 166L231 167V166L233 165V164H232V165L229 164V161H230L229 159H230V158L228 159V157H229L230 155H229L228 157H227ZM232 156H231V159H232ZM188 157H187V159H186V157L184 156V160H183L184 162H182V163H185V161L189 162V161H188ZM191 157H192V158H191ZM193 157H194V158H193ZM252 157H253V155H252ZM260 157H261V156H260ZM260 157H259V158H260ZM259 158H258V159H259ZM182 159H183V157H182ZM182 159H181V160H182ZM191 159H192V160H191ZM196 159H197V158H196ZM198 159H199V158H198ZM200 159H201V158H200ZM203 159H204V158H203ZM203 159H201V160H203ZM206 159H207V160H206ZM242 159H241V160H242ZM253 159H254V157H253ZM256 159H257V158H255V160H256ZM258 159H257V161L253 160L252 162H254V161H255V162H258V161L260 160V159H259V160H258ZM174 160H172V161H173L175 164H173V163L171 162L172 165H173V168L176 167V170H179V168H180V170H181V168H182V167H180L181 165L178 166V163L181 162V161H180L179 159H176L175 161H174ZM228 160H229V161H228ZM236 160H235V161H236ZM244 160H246V159H244ZM244 160H243V161H244ZM249 160L251 161V159H249ZM249 160H248V161H249ZM194 161H195V160H194ZM231 161H232V160H231ZM243 161L240 162V164L243 163ZM195 162H198V160L195 161ZM245 162L247 163V161H245ZM255 162H254V165H253V166H256V167L259 166V168H260V163L258 162L259 164L257 163V164H258V166H257ZM199 163H200V161H199ZM219 163H221V162H219ZM226 163H227V165H226ZM232 163H233V162H232ZM238 163H239V161L236 163V164H237L236 167H238V168H236L237 170L234 168L235 166H233V169H235L236 171H238V173H235V172L232 173V171L229 172L230 169H229V171L227 170V172H229L230 175H237L238 178H239V185L236 186V188L234 189V191H235L234 194H233V195H234V199H233V197H231L232 199L229 198V200H228L229 202L227 203V200H226L227 198H226L225 200H223L224 198H221V199H219L218 201L220 202L221 200H223V201H225V202H222V201H221V202H220V203H221L220 205H219V202H217V200H216L217 204H215V205H214V203H213L211 200H209V203L213 204V205L211 206V208H212V214H211V215H212L213 219L215 220L214 223H211V225H210V224H204L203 222L205 221V219H204V218H199V219H201V220H199V219H198V217H199L198 214L193 215V214L191 213L192 216H189V215H191V214H190V213H187V214H186L187 216L185 215V217H186V218H189L188 221L190 220V221H189L190 223L188 222V223H189V224H188L189 227L192 226L191 223H194L193 220H196V219L200 221V222H198L197 224L200 223V225H202V223H203V226H204V227H205V225H207V227H208V226L211 227L212 224H216L214 227L212 226V229H213V231L215 232V235L213 234L214 237H218L217 239H219V240H225V243L228 245V242H226V241H227L226 239H227L228 237H227L226 235L229 234L228 236H230V238L233 237V236H236L235 238H238V240L236 239V240L238 241V243H237V241L235 240V238L233 237V239H232L233 242H231V245H232V244L234 245V244L236 243V246H237V244H238V246H243L244 240L247 241V240H250V239H252V238L255 239V238H260V237H261V230H262L261 228L264 227V225H262V223H261L262 219H264V181H263L264 179H262V178L260 177V174H259L260 171H259V170H257V169L253 170V169H252L253 171H252V170L250 171V173H252V174H253L254 171H256V170L259 171V172H257V173H258V175H257L258 178H257V179H259V180H261V181L258 180L260 183H258L257 179H256L255 181H257L256 184H259L261 187H260L259 185H257V186H258V187H257L256 184H255V186H256V187H255V186H254V183H253V188H254V187H255L254 189L258 188L259 191H258V190H256V191H249V189L252 188V186H251L252 183L250 182V179H249V183H251V184H248V185H250V186H249L250 188H246V189H248V190H247V191H244V190H246V189H245V185H247V176H249V174H247L248 172H247V170L245 169L247 165H244V163H243L241 166H239ZM152 164H151V165H152ZM179 164H180V163H179ZM190 164H191V163L189 162V164H186L185 166H187V165L189 166ZM194 164H195V167H197V166H196L197 163H194ZM206 164H207V167H206ZM215 164H216V161H215ZM145 165L147 166L148 164H145ZM182 165H183V164H182ZM234 165H235V163H234ZM199 166H200V165H199ZM201 166H202V165H201ZM218 166H219V165H218ZM248 166H249V165H248ZM248 166H247V167H248ZM192 167H193V168H192ZM243 167H244V169H242ZM139 168H140L141 170H145V169H142V166H140ZM139 168H138V169H139ZM143 168H144V166H143ZM184 168H185V167H184ZM187 168H188V170H189L190 168H192V169H190V170L193 171V169H194V165H193V166L190 165L189 167H186V169H187ZM197 168H198V167H197ZM211 168H213L215 171L212 172L213 169H211ZM248 168H249V167H248ZM252 168H253V167H252ZM259 168H258V169H259ZM202 169H201V170H202ZM249 169H250V168H249ZM156 170H158V169H156V166H155V171H156ZM180 170H179V171H180ZM183 170H184V169H183ZM194 170H195V169H194ZM196 170H197V169H196ZM196 170H195V171H196ZM199 170H200V169H199ZM211 170H212V171H211ZM231 170H232V167H231ZM245 170H246V171H245ZM137 171H138V173H139V170H137ZM181 171H182V170H181ZM192 171H191V174H192V173H195L194 171H193V172H192ZM204 171H206V172L204 173ZM248 171H249V170H248ZM142 172H143V171H141V173H142ZM208 172H210V173H208ZM224 172H225V173H224ZM239 172H240V173H239ZM158 173H159V172H158ZM163 173H164V172L162 171V174H161V172H160V174H158L159 176L161 175V179H162V176H163V175L165 176V177H163L164 179H166V177H172L171 175L168 176V174H167L166 172H165V174H163ZM198 173H199V172H198ZM206 173H207V175H206ZM211 173H213V174H211ZM229 173H228V174H229ZM255 173H256V172H255ZM257 173H256V174H257ZM166 174H167V175H166ZM195 174H196V173H195ZM199 174H200V173H199ZM222 174H223V175H222ZM141 175H142V174H141ZM192 175H193V174H192ZM197 175H198V174H197ZM219 175H220V176H219ZM230 175H229V176H230ZM242 175H243V176H242ZM246 175H247V176H246ZM254 175H255V174L251 175V177H255ZM145 176H146V175H145ZM159 176H157L158 179L160 178ZM141 177H143V176H141ZM155 177H156V176H155ZM193 177H194V176H193ZM230 177H231V176H230ZM133 178H134V177H133ZM138 178H139V179H138ZM138 178H137L136 181L134 182V180L132 179V176H131V179H130V178L127 179L126 176H125L124 182H125V181H126V182H129V181H130L131 183L133 182V184H135V183H138L139 180H141L140 175L138 176ZM223 178H224V177H223ZM255 178H256V177H255ZM255 178H254V179H255ZM129 179H130V180H129ZM152 179H153V178H152ZM252 179H253V178H252ZM137 180H138V181H137ZM155 180H156V179H155ZM141 181H142V180H141ZM141 181H140V182H141ZM148 181H149V180H148ZM152 181H154V180H152ZM162 181H163V180H162ZM212 181H214V180H211V182H212ZM146 182H147V181H146ZM155 182H156V181H155ZM204 182H205V183H204ZM207 182H208V183H207ZM253 182H254V181H253ZM158 183H159V182H158ZM161 183H162V182H161ZM164 183H165V182H164ZM164 183L161 184V186H158V187H154V186H153V190H154V191H155V190H158V189L163 190V189H164V186H165V188L168 187V188H169V191H170V188H172V187L174 186L175 181H174V179H173V177H172V180H171L170 182H168L166 185H164ZM212 183H213L214 188H215V189H213V190H217V189L220 187V186L218 187V185H215L216 181H215V183H214V182H212ZM152 185H153V184H152ZM152 185H151V186H152ZM199 185H198V186H199ZM202 185H201V187H202ZM210 185H212V184H210ZM240 185H241V187H240ZM155 186H156V185H155ZM198 186H197V188H198ZM201 187H200V188H201ZM209 187H210V188H209ZM209 187H208V188H209V191H211L213 187H212V186H209ZM211 187H212V188H211ZM239 187H240V188H239ZM247 187H248V186H247ZM154 188H155V189H154ZM194 188H195V189H194L195 192H196V190L198 191V189H197L195 186H194ZM200 188H199V190H200ZM253 188H252V189H253ZM166 189H167V188H166ZM252 189H251V190H252ZM254 189H253V190H254ZM194 190H192V192H194ZM241 190H242V191H241ZM172 191H173V190H172ZM186 191H187V190H186ZM189 191H190V189H189ZM190 192H191V191H190ZM185 193H186V192L184 191V194H185ZM202 193H203V194H202ZM184 194H182V195H184ZM187 194H188V193H187ZM194 194H195V193H194ZM171 195H172V194H171ZM184 196H186V194H185ZM184 196H183V199H184ZM158 197H159V196H158ZM163 197H165V196H163ZM163 197H162V199H161L162 202H163V200H164ZM175 197H176V196H175ZM256 197H257V198L259 197V198H258V199H254V200H256V201H255V204L253 205V198H256ZM160 198H161V197H159V200H160ZM171 198H173V196H172ZM191 198H192V197H191ZM230 199H231L232 201L235 200V201H234L235 204L233 205V206H234L233 209H235L236 206H237V207H240V211H239V212H240L241 214H240V213H239V214H240L241 217L239 216V214H237V212L233 211V209H232V210L230 209V208H232L231 205H230V203H231V200H230ZM210 201H211V202H210ZM162 202H161L160 204H162ZM214 202H215V201H214ZM163 203H164V202H163ZM225 203L227 204V206L230 205V208L227 207V206H225V205H226ZM232 203H233V202H232ZM211 204H210V205H211ZM179 205H180V207H181V204H179ZM164 206H165V205H164ZM213 206H215L216 208L213 207ZM222 207H223V208H224V207L228 208V209H227L228 211L226 210V208L223 209ZM241 207H242V208H241ZM177 208H179V207H177ZM177 208H176V210H177ZM181 208H182V207H181ZM181 208H180V209H181ZM251 208H252V210H251ZM162 209H164V207H163ZM229 209H230V210H229ZM178 210H179V209H178ZM224 210H225V211H224ZM243 210H244V211H243ZM162 211H163V210H162ZM180 211H181V210H180ZM219 211H220V212H219ZM249 211H251V212L249 213ZM163 212H164V211H163ZM176 212H177V211H176ZM176 212L174 211V212L172 213V215H175ZM228 212H230V215L233 216V217H231L232 220H233L232 222H236V221H237L238 224H237V223H234V225L232 226L231 221H230L231 218H229V220H228V218H227L228 215L226 216V219H227V220L224 219V218H225V215H226V214H224V213L229 214ZM232 212H233V213H232ZM164 213H166V212H164ZM174 213H175V214H174ZM179 213H180V212H179ZM179 213H178V214H179ZM181 213H182V211H181ZM181 213H180V214H181ZM185 213H186V212H185ZM248 213H249V214H248ZM166 214H167V213H166ZM166 214H165V216H166ZM183 214H184V212H183ZM168 215H169V214H168ZM222 215H223V216H222ZM230 215H229V216H230ZM246 215H247V216H246ZM162 216H163V215H162ZM175 216H177V215H175ZM181 216H182V214H181ZM188 216H189V217H188ZM194 216H195V217H194ZM197 216H198V217H197ZM243 216H244V217H243ZM251 216H252V217H251ZM182 217H183V216H182ZM185 217H184V218H185ZM190 217H191V218H190ZM201 217H203V216H201ZM215 217H216V218H215ZM237 217H238V218H237ZM248 217H249V218H248ZM250 217H251V218H250ZM165 218H166V217H165ZM192 218H194V219H192ZM221 218H223L224 220L221 219ZM234 218H235L236 220H235ZM239 218H240V219H239ZM247 218H248V219H247ZM254 218H255V220H254ZM160 219H161V218H160ZM166 219H167V218H166ZM202 219H203V221H202ZM220 219H221V220H220ZM257 219L260 220V221H258ZM171 220H172V219H171ZM173 220H174V219H173ZM178 220H179V219H178ZM178 220H177V221H178ZM191 220H192V221H191ZM197 220H196V221H197ZM248 220H249V221H248ZM181 221H182V220H181ZM184 221H185V220H184ZM196 221H195V222H196ZM218 221H219V222H223V223H225V224L219 226V224H218L219 222H218ZM224 221H225V222H224ZM226 221H230V222H226ZM246 221H247L248 223H246ZM160 222H161V221H160ZM242 222H243V223H242ZM255 222H256L257 224H256ZM186 223H187V220H186ZM227 223H228V225H229V224H231V225L227 226V225H226ZM244 223H245V225L248 224L249 227H248L247 225H246V226H247V228H248L249 231H248V230L246 231V229H247V228H246L245 230H243V232H241V231L239 230V229H240L239 227H241L240 224H241V225L243 224V225H242V228H241V229H243V227H244ZM253 223H254V224H253ZM236 224H237V225H236ZM250 224H251L253 227L259 226V228L257 227V228H258V231H257V228L255 229V230H256V231H255L254 229H252L253 227L251 226V227H252L251 229H252V231H254V232H250V231H251V230L249 229V228H250ZM258 224H259V225H258ZM188 225H187V228H188ZM235 225H236V226H235ZM193 226H194V225H193ZM216 226L219 227V228H221L222 230H221V229H218ZM222 226H223V228H222ZM224 226H227V228L229 227V228H228L229 230H228L227 228H225V230L227 229V232H229V233H227L226 235H224V234L222 233V235H224L225 238L227 237L226 239L223 238V236L221 235V232H225V230L223 231ZM230 226L232 227V229H230ZM246 226H245V227H246ZM260 226H262V227H260ZM210 227H208L209 230H211ZM245 227H244V228H245ZM187 228H186V229H187ZM174 229H175V228H174ZM174 229H173V230H174ZM176 229H177V228H176ZM190 229H192V227H190ZM197 229H198V228H197ZM200 229H202V226L199 227V231H198V232L201 233ZM154 230H156V229L154 228ZM160 230H161V229H160ZM177 230H178V229H177ZM182 230H185V229L182 228ZM219 230H220V231H219ZM230 230H232V231H230ZM171 231H172V229L170 230V232H171ZM180 231H181V230H180ZM180 231H179V232H180ZM187 231H188V229H187L185 232H187ZM191 231H192V230H189L188 232L190 233ZM196 231H197V230H196ZM244 231H245V232H244ZM167 232H169V231H167ZM167 232H164V234L167 233ZM170 232H169L167 235H172V234H173V231H172V234H171ZM177 232H178V231H177ZM185 232H184V234L187 235L188 233L186 234ZM198 232H197V233H198ZM209 232H211V231H209ZM246 232H247V233L250 232V233L247 234ZM155 233H156V232H155ZM155 233H153V235H156V234H158L159 232H157L156 234H155ZM181 233H183V231H182ZM181 233H179V234H181ZM197 233H195L194 230H193V232L190 233L189 236L195 237V236L199 235V233H198V234H197ZM219 233H220V234H219ZM230 233H232L233 236H232V234H230ZM147 234H148V233H147ZM176 234H177V233H176ZM176 234H173V235H176ZM210 234H211V233H210ZM217 234H218V235H217ZM244 234H245V235H244ZM153 235H152V236H153ZM160 235L162 236V234H160ZM220 235H221V236H220ZM242 235H243L245 238H242V237H241ZM149 236H150V235H149ZM156 236H158V235H156ZM164 236H165V235H164ZM219 236H220V237H219ZM150 237H151V236H150ZM153 237H155V236H153ZM158 237H159V236H158ZM221 237H222V239H221ZM240 237H241V239H240ZM234 240L236 241L235 243H234ZM139 241H140V240H139ZM259 241H260V240H259ZM259 241H258V240L256 241V239H255V242H256L257 247L259 246ZM108 242H109V241H106V242L104 243V245H105V244H108ZM242 242H243V243H242ZM94 243H95V242H94ZM112 243H113V242H112ZM112 243H111V244H112ZM129 243H130V242H129ZM241 243H242V244H241ZM97 244H98V243H97ZM124 244H125V243H124ZM85 245H86V244H85ZM104 245H103V246H104ZM229 245H230V244H229ZM96 246L99 247V248H97ZM109 246H110V245H109ZM109 246H108V247H109ZM124 246H125V245H124ZM124 246H123V247H124ZM127 246H128V245H127ZM139 246H140V245H139ZM93 247H94V246H93ZM95 247H96L97 249H93V252H92V253H94V254L97 253V252H102L104 249H106V248L102 249V248H100L101 246H98V245H96V244H95ZM127 248H128V247H127ZM88 249H89V247H88ZM133 250H134V249H133ZM147 250H148V249H147ZM138 251H139V250H138ZM128 252H130V253H128ZM128 252H127V251H124L126 258H130V259H134V260H138V261H154V260H159V259H167V258L169 257V256L167 257V256H161V255H157V256H156V255H154V254H155V253H154L153 255H154L155 257L153 258V260H151V259H150V260H147V259L145 260V258H140V256L137 255V253H136V255H134V256H130V255H133V254H131V250H129ZM133 252H134V251H133ZM140 252H141V251H140ZM178 252L181 254L180 251H178ZM178 252H177V253H178ZM184 252H185V251H184ZM186 252H190V251H186ZM144 253H145V252H144ZM146 253H147V252H146ZM203 253H204V252L196 253V255H200V254H203ZM140 254H141V253H140ZM186 254H189V253H185V254L182 253V255L185 256V257H183V259H186ZM209 254H210V256H211V253H209ZM150 255H151V254H150ZM150 255H148V256H150ZM204 255H205V254H204ZM206 255H208V254H206ZM141 256H142V255H141ZM143 256H145V255H143ZM200 256H201V255H200ZM200 256H197V257H200ZM202 256H203V255H202ZM202 256H201V257H202ZM208 256H209V255H208ZM163 257H164V258H163ZM176 257L180 258L181 256L178 254V255H176ZM176 257H175V258H176ZM190 257H191V256H190ZM197 257H193V258H194L193 260H196L195 258H197ZM201 257H200V258H201ZM139 258H140V259H139ZM204 258H205V256H204ZM180 259H182V258H180ZM209 260H211V257L209 258Z\"/></svg>",
    "mask_w": 264,
    "mask_h": 264
}]
</instances>
